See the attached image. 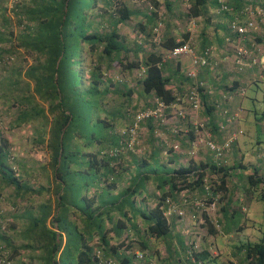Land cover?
<instances>
[{"label": "trees", "instance_id": "16d2710c", "mask_svg": "<svg viewBox=\"0 0 264 264\" xmlns=\"http://www.w3.org/2000/svg\"><path fill=\"white\" fill-rule=\"evenodd\" d=\"M143 1L152 3V6L146 8L149 10L146 13L132 10L121 0H103L101 9L96 8L97 0H23L22 3L18 0L9 8L5 0H0V63L6 65L5 57L16 55L19 51L34 58V64L23 71L19 66L14 72L17 79L7 84L9 88L14 85L17 87L21 79H24L22 81L27 83V86L33 83L30 96H24L25 98L19 100L18 106L21 111L17 120L23 125L33 119H40L39 143L45 146L50 156L48 164L39 170L47 175L50 169L52 187L32 188L23 179L22 171L21 174H16L10 165L9 143L0 129V185L12 189L14 199L25 200L29 204V209L25 211L26 213L23 212L19 219L22 218L25 223L30 222L32 227L27 231V235H24L25 231L21 232L27 242L20 247L38 250L40 252L37 257L38 264H104L105 262L136 264V261L140 264H151V260L157 257L150 251L149 241L171 237L173 233V229L170 228L171 221L174 218H177V221L182 219L170 210L171 206L175 209L188 207L191 218L207 235H217L215 225L218 219L214 222L207 214L208 211L204 209L212 203L219 202V195L226 192L227 177L231 168L221 166L207 147L204 153L207 162L196 163L192 157L187 166L180 165L169 175L157 176L155 189L158 195L154 197L150 208L146 205L140 207L135 197L136 194L147 193V183L151 176L145 158L138 161L137 174L132 177V185L130 184L117 198L102 197L107 194V190L116 186L117 180L109 178L112 172L110 175L106 172L102 175L101 169H108L110 172L116 167H109V161L119 160L125 155L129 157L139 155L136 149L120 152L116 156L110 155L112 150H120L122 146L121 137L116 132V118L127 123L130 121V116L127 113V106L120 103V107L115 108L114 111L104 110L110 114L109 119L98 118L97 113L102 109L106 95L110 92L120 93L118 88L114 87L111 90L110 82L105 83L101 74V62L98 60L103 59L108 62L117 60L121 68L126 71L142 69L144 74L140 80L139 93L156 100L155 104L148 107L155 108L157 103L169 107L176 102L172 80L164 76L161 51L168 52L183 45L188 41L189 33L182 30L183 33L179 34L171 30L165 22L166 29L159 40L160 52L148 51L142 54L141 59L131 61L128 56L131 50L124 42L119 26L132 17L141 15L146 19V26L139 27L141 32H151L159 19L158 10L161 2ZM180 1L184 0H164L163 3L171 11V7ZM210 1L215 3L219 12L230 18L226 24L228 32L226 37L236 41L238 38L231 34L229 24L233 20L242 22L243 16L240 11L248 5H258L264 11V2L262 3L264 0H254L252 4L247 0H224L228 7L225 11L220 9L218 0H188V11L181 13L178 19L203 15ZM100 28L107 29L100 31ZM259 37L263 42L262 36ZM83 46L86 47L88 55H98L99 58L92 61L87 89L79 90L77 85L78 79L81 81V73L75 72L74 66L80 64ZM133 50L136 55L142 52L138 45ZM121 54L124 55L123 59L127 60L126 62L119 59ZM198 91L210 94L211 89L204 84L198 88ZM120 94L126 99L129 97L122 91ZM220 105L223 106L217 101L212 102L211 111L215 112L218 107H222ZM22 107L24 110L21 109ZM83 109L95 112L94 123L101 127L103 135L85 136L83 132L73 129L74 125L77 126L79 123ZM223 109L230 113L225 106ZM133 112L130 111L129 114ZM207 122L206 127L216 134L219 128L210 119ZM185 127L187 132L179 142L191 144L190 149H192L195 131L190 123ZM170 133L173 138L179 136L171 130ZM214 142L223 144L221 141ZM75 144H80L79 147L82 149L83 144L89 147L103 146V144H117V146L92 148L86 153ZM107 156L111 159L105 160L104 157ZM207 173L218 176V182L208 180ZM247 181L252 191L264 186V178L258 175L257 170L247 177ZM105 182L108 183L106 186ZM91 188L102 190L104 193L89 198L87 192ZM182 192H190L192 199L183 197L187 194L179 196ZM43 194L46 196L42 197L41 203L35 206L31 197H40ZM148 198L152 199L151 196ZM102 199H105L103 204L101 201L95 207V202ZM141 199H145L144 196ZM196 200L205 204L201 207L202 211L196 208L194 203ZM126 207L129 212L125 211ZM55 224L58 232L55 231ZM0 239L4 240L1 235ZM5 242L7 249L17 250L12 246L11 241L6 239ZM185 247L182 264H212L215 261V257L212 258L207 253V249L196 250L193 243H186ZM237 248L243 251L242 264H264V235L258 242L241 243ZM133 250L141 254V258H138ZM11 258L13 254L6 259V264ZM157 259L156 264H162V260ZM168 260V264L175 263L174 257H169ZM0 262L5 263L1 259ZM228 262L232 264L230 260Z\"/></svg>", "mask_w": 264, "mask_h": 264}, {"label": "crops", "instance_id": "0c3cea01", "mask_svg": "<svg viewBox=\"0 0 264 264\" xmlns=\"http://www.w3.org/2000/svg\"><path fill=\"white\" fill-rule=\"evenodd\" d=\"M263 2L264 1H262V3ZM188 19L198 21L199 25L195 31L188 25L186 32L189 33V35L186 43L191 45L193 54H195L194 56H201L205 50L209 49L212 53L211 62L215 65L205 69H198L192 65V56L187 55L180 59L172 60L167 56V52L161 51L163 53L162 67L164 69V76L171 78L173 92L176 94V102L174 105L178 110L183 109V111L188 114V92L197 82H203L205 85L209 86L211 91H209L210 94L199 92L201 104L197 112V117L199 118V122L205 125L207 136L213 141H221L223 143L231 136L234 135L235 137L230 150L231 171L227 177L226 186V195L229 198L226 204H223L220 208L219 216L217 217L218 220L216 219L218 221L215 225L217 228V235H209L212 237L213 242L211 247L206 248V246L203 245L201 248L202 250H200L203 251L207 249V253L211 255L212 258L215 257L216 259V257L220 256V252L218 249L212 250V246L216 247L217 238L220 237L222 240H227L233 237L236 231L244 232L251 230L250 227L253 225L252 219L247 217L246 214L253 210L254 206H257V204H264V190L258 189L257 191H252L247 181V177L253 174L255 170H257L258 175L264 174V161L257 160V154L263 152L262 144H264V99L261 110L257 111L255 107L258 101L257 98L260 87H263L262 90L264 93V79L260 78L257 68L239 71L233 64L232 58L234 52L232 48L237 45L238 40H232L231 47H226L225 38L228 36L226 24L230 18L219 12L218 7H216L213 1L208 2L206 11H204L203 15L196 18L190 17ZM246 43L249 48L254 44L260 51H264V46L258 34L249 37L245 45ZM136 45L140 46V48L143 46L139 41H137ZM142 49L144 50V48ZM150 50L151 52H157L156 49ZM255 54L259 53L256 52ZM192 72L196 73L195 78L189 77V74ZM249 88H254L251 95L247 93ZM241 90H244L243 95L240 94ZM139 94L140 96L146 97L147 100L150 99V97L144 94ZM216 101L219 104H223L230 113L225 114L222 105H220L222 107H218L215 112L211 111L212 102ZM148 103L149 102L146 104L147 108L150 105ZM231 115L235 116L234 120L230 119ZM208 119L213 121L216 127L219 128L216 134H213L212 131L206 127ZM170 120L171 119L166 123L168 126L165 125L162 128L156 124H147L148 136L147 144H144L145 152L143 156L129 157L125 155L119 160L109 161V167H116L110 170V172L108 169H101L100 173L102 175L104 172H106L107 175H110L112 172L113 174L109 178L117 180L116 186L111 190H107V194H104L102 197L109 198L110 196L117 198L128 186H130V184L132 185V177L137 174L138 161H142V158H145L146 164L149 167V175L151 176L147 183V193L143 195L136 194L135 197L140 207H143V205H146L147 208L152 207L153 199L158 195V191L155 189L157 176L169 175L171 171L178 166H187L189 164L186 153L187 150L191 151L190 148L192 145L183 143L179 144L180 147H178L177 144H173L174 138L170 130L171 127L175 126L179 129V132L186 133L187 129L185 126H188L190 122L188 121V123L187 120ZM229 120L232 121L233 125H229L231 124L228 122ZM94 146L95 148H109L117 146V144ZM173 146H177V148L175 149ZM83 148L88 149V151L92 150L91 147L85 146L84 144ZM198 149L199 159H196L198 162H195L201 163L202 160L205 162L207 159V156L204 155L205 148L198 147ZM48 158L47 161H50V156ZM104 159L109 160L111 158L107 156L104 157ZM103 179H105L104 176ZM107 184L108 183L105 182V186ZM240 191L243 192V197H241ZM259 192L261 194L260 196ZM99 193L103 194L104 192L102 193V190L97 191L96 188H91L87 192V196L89 198L96 197L99 196ZM184 194L191 195L190 192H182L179 196ZM143 196L145 199L142 200L141 197ZM150 196L152 199L149 200L148 197ZM242 200L243 203L240 202ZM103 201H105V199L96 201L94 206L97 207L100 202L103 204ZM125 211L129 212L130 210L126 207ZM177 211H179V209H177ZM180 211L188 215L191 213L190 209L185 206H182ZM258 212L259 209L256 210V213ZM238 214L241 216V220L235 222L236 215ZM187 220L188 222L192 220L191 223L194 222L191 216H186L185 221ZM171 222L172 225H170V228L173 229L171 237L158 240L151 239L148 244L151 247L150 251L155 254V257L159 258V261L162 260V264H168L169 257L175 258L174 264H182L184 261L183 257L185 256V246L189 240L188 237L185 236L183 229L187 228L186 225L188 223L186 222V224H183L185 228L180 229L179 226L182 225L179 224L180 222L177 221V218H174ZM233 239H235V237H233ZM246 242L254 243V241L248 239ZM230 256L232 259L230 262L232 264H242V256H244L243 251L235 247V253L230 254Z\"/></svg>", "mask_w": 264, "mask_h": 264}, {"label": "rangeland", "instance_id": "374dc122", "mask_svg": "<svg viewBox=\"0 0 264 264\" xmlns=\"http://www.w3.org/2000/svg\"><path fill=\"white\" fill-rule=\"evenodd\" d=\"M21 3L23 0H20ZM97 9L103 8V0H97ZM124 2L129 8L132 10H139L140 13H146L149 6H152V3H148L147 1L143 0H121ZM161 2V5L159 6V13H158V22L156 27L152 28V31L150 32H141L140 26L145 25L146 26V19L139 15L136 17H132L129 21L125 22L124 24H121L119 26V32L121 33L122 37L124 38V42L128 46V48L131 50L129 53V58L131 61H135L136 59H141L142 54L151 51L150 49H156L159 51V40L164 34V31L166 29L165 22L168 23V26L171 30H175L177 33L182 34V30L186 31V27L188 25L193 28V31L197 30V27L199 25L198 21L196 20H190L185 19V17H181V19H178L179 15L183 12H187L189 9V2L187 3L186 0L183 2H177L175 5L171 7V11H169L165 5L164 0H159ZM6 6L9 8L13 5L14 0H5ZM147 6V7H146ZM147 8V9H146ZM156 8H153V10ZM15 27V24H14ZM107 28H100V31H105ZM149 29V28H148ZM147 29V30H148ZM148 34V35H146ZM139 39V40H137ZM140 42L143 46H141L142 49L141 53H138L137 55L134 53L133 48L136 47L137 41ZM154 51V50H153ZM18 54V55H17ZM16 55L5 57L7 58L6 65L0 63V129L3 132L4 138L8 141L9 146V163L14 168V171L16 174H23V179L34 189H38V187H44L48 188V186L52 187V175L51 171L49 169L48 174L46 175L43 173V171L39 170V168L47 165L48 163V153L46 152L45 146L43 144L39 143V132H41V121L40 119H33L32 121H28L24 123L23 125H20L18 123L17 117L20 113L19 106L20 105V98H25L24 96L28 97L30 96L32 89H33V83L31 82L28 86L27 83L25 84L23 81L24 79H21V82H19V86L16 87V85L12 86V88L8 87V82H13V80L17 79V76L15 75V71L19 69V66H21V70L23 71L28 66L34 64L33 63V57L30 55H27L26 53H23L22 51L17 52ZM124 55L121 54L119 59H123ZM15 58V59H14ZM98 55H88L86 53V47L83 46V52L81 53L80 57V64L77 66H74V71H79L81 74V81L78 79V87L77 89L86 90L88 87V75L89 70L91 68L92 61L98 60ZM11 59V61H9ZM14 60V61H13ZM123 62H126L125 59H123ZM13 61V63H12ZM101 62V74L103 76V80H105V83H111V90L115 87L118 88L120 93H125L129 95L127 99L125 96H121L120 93H113L110 92L106 97L104 98L102 109L97 113L98 118L100 120H107L110 118V114L105 112L107 111H114L115 108L120 107V103L124 104V106H127L126 109L134 112L138 111H145L147 109H150L151 105L155 104V98H150L147 100L146 97L140 96L139 92L141 91L140 87V80L143 78V70L142 69H133L132 71H126L123 70L117 62V60L113 62L104 61L103 59L98 60ZM10 62V63H9ZM24 78V76H23ZM26 79V78H25ZM23 80V81H22ZM81 82V85H80ZM6 89V90H5ZM263 87H260V91L258 93V98L256 102V109L257 111L261 110L263 107V99H264V93H263ZM254 91V88H249L247 93L251 95ZM130 93V94H129ZM147 102L150 104V107L145 108ZM16 104V105H15ZM22 104V103H21ZM27 104V103H26ZM24 104V105H26ZM21 109L24 110V107ZM95 112H91L89 109H83L82 116L80 117L79 123L74 125L73 129H77L81 131V133L85 136H88L90 134H93L97 137H99L102 133V129L98 124H95ZM175 119H171L170 121H174ZM195 120L199 121V118L196 117ZM116 132L118 133L119 137L121 136L122 132L128 128L130 121L127 123H123L122 120L116 118ZM161 123V122H160ZM147 124L148 122H144L139 126L138 129V140L139 145L135 148L138 152L137 154L140 156L144 155L145 152V145L147 144ZM171 124V123H170ZM168 126L166 122L163 124H157V126ZM174 126L173 124H171ZM81 129V130H80ZM172 132L176 134V136L179 134L178 138H174V143L177 144L178 147H180V140L183 138V133L179 132V129L177 127H171ZM206 135V134H205ZM204 135V136H205ZM120 139V138H119ZM264 139V135H263ZM76 147H78L81 151H85L86 153L89 152L88 149L79 147L80 144H75ZM174 147V146H173ZM194 147V148H193ZM191 149V151L187 150L186 153L188 160L190 158H194L195 161L199 159V149L198 147L205 148L206 146L204 144V141H202L201 144L194 145ZM91 148H95V146H92ZM175 150V149H174ZM178 151V150H176ZM262 151L257 154V160H262L260 157V153H264V144H262ZM193 152V153H192ZM196 156V157H195ZM197 159V160H196ZM231 155H226V157L219 161V164L221 166H225L226 168L231 167ZM203 161V160H202ZM198 162V161H197ZM263 164V163H262ZM27 172V173H26ZM26 173V175H25ZM207 179L211 180L213 182H218L219 178L218 176H214L213 174L207 173ZM264 178V174H262ZM264 189V186L258 187V189ZM51 190V189H50ZM241 197H243V192L240 191ZM14 192L10 188L2 187L0 185V235L3 237L4 240L0 239V259L4 260V264H6V259L10 257V255L13 254V258L9 259L8 264H38L37 257L39 256L40 252L38 250H30V249H24L20 246L25 244L27 242V239L21 234L22 231H25L24 235H27V231L32 227L30 222H23L22 218L19 219L21 214L28 210L29 204H27V201L25 200H17L13 197ZM259 192V196H260ZM46 194H43L40 197L32 196L31 199L34 202V205H38L42 201V197H45ZM185 198H188L189 200L192 199V195H185L183 196ZM223 198V199H222ZM229 197L226 195V192L221 193L219 195V202H215L214 207H211L208 209L207 214L212 217L213 220H216L219 216L220 208L223 206V204H226V201ZM30 199V198H29ZM200 200H196V204H198ZM232 202V201H231ZM230 202V204H231ZM243 203V200L240 201ZM203 203V202H202ZM204 204V203H203ZM205 205V204H204ZM259 209V212L256 213V210ZM180 211V209H179ZM182 212V211H181ZM26 213V212H25ZM176 215H178V212H175ZM197 214V213H196ZM179 218L182 217V221L179 220V224L182 226H179L180 229L185 228L186 222L188 223L186 225L187 228L183 229L184 234L186 237H188V244L193 243L194 248L196 250H201L202 246H206V248H210L212 242V237L206 234V232L201 229L198 226V223L196 222H188L186 220L187 215L185 213H182L181 215H178ZM247 217L252 219V226L250 227L251 230L244 231V232H237L234 233L235 239L233 237L228 238L227 240H222L220 237L216 240V247L212 246V250L218 249L220 252V256L215 259V261L212 262V264H229L228 260H232L230 254L235 253V247L240 245L241 243H246L247 239L258 242L263 238L264 235V204H257V206H254V209L251 210L249 213L246 214ZM73 219V218H72ZM22 220V221H21ZM241 220V216L238 214L236 215L235 222H239ZM194 221V220H193ZM29 233V232H28ZM183 234V236H184ZM8 239L11 241V244L13 247L17 248V250L13 251L10 248H6V242L5 240ZM186 239V238H185ZM240 242V243H239ZM210 244V245H209ZM5 250V251H4ZM136 250H133V253H136ZM158 252V251H157ZM157 259V258H155ZM155 259L151 260V264H156ZM158 260V259H157ZM104 264H108V262H105ZM136 264H140L136 261Z\"/></svg>", "mask_w": 264, "mask_h": 264}, {"label": "built area", "instance_id": "2783aa9c", "mask_svg": "<svg viewBox=\"0 0 264 264\" xmlns=\"http://www.w3.org/2000/svg\"><path fill=\"white\" fill-rule=\"evenodd\" d=\"M18 0H14L17 2ZM188 1V0H186ZM252 4L254 0H247ZM220 4L221 10H227L228 7L224 0H218ZM240 14L243 16L242 22L238 20H233L229 24V29L232 35H235L239 42L233 49V64L238 68L239 71H243L245 69H253L257 68L259 70L260 78L264 79V51H260L254 44L251 45V48L245 45V40H248V37L258 34L261 35L263 38V46H264V11L258 5H248L243 11H240ZM250 35V36H248ZM225 45L226 47H231L232 40L229 37L225 38ZM259 54H255V53ZM192 56V65L195 68H208L210 66H214L211 62V51L205 50L201 56H194L193 50L189 43H184L181 46H178L170 51L167 52V56L172 60L180 59L184 56ZM190 78H195L196 73L192 72L189 74ZM204 86L203 82H197L188 92L187 96V105L189 107V113L183 111V109L178 110L175 105H170L169 107L164 106L162 103H157L155 108H150L145 111H138L129 114L130 110H127L128 115L130 116V124L128 128L124 132H122L120 142L122 144L120 150L115 149L110 152L111 156H116L120 152H124L127 150L134 151L136 146L139 143L138 140V129L139 126L144 122H150L152 124H161L167 123L169 119L175 120H189L191 126L195 131V141L194 145L201 144L204 141L205 146L210 149L213 153V158L216 160H223L227 154H229L232 143L235 140L234 135L224 141L223 144H216L213 140L207 136V132L205 130V125L195 118L197 117V112L200 109V99H199V91L198 88ZM244 90L240 91V94L243 95ZM156 101V100H155ZM226 114L227 112L224 111ZM235 116L231 115L230 119L234 120ZM229 120L228 122L231 123L229 125H233L232 121ZM161 122V123H160ZM172 131V129H171ZM176 133V132H175ZM206 134V135H205ZM205 135V136H204ZM120 144V145H121ZM176 149L177 146H174ZM190 153V152H187ZM193 153V152H192ZM260 157L264 159V153H260ZM203 203L199 202L198 204L195 203L197 209L202 211ZM215 203H212L207 206L206 209L208 210L211 207H214ZM172 212H178V215L182 216V212L177 211L174 206L170 207ZM203 210V211H204ZM138 258H141V254L138 252L135 253ZM99 252H97V257H99ZM1 264V262H0Z\"/></svg>", "mask_w": 264, "mask_h": 264}, {"label": "water", "instance_id": "95a60500", "mask_svg": "<svg viewBox=\"0 0 264 264\" xmlns=\"http://www.w3.org/2000/svg\"><path fill=\"white\" fill-rule=\"evenodd\" d=\"M59 61H60V58H59V60L57 61V64L59 63ZM62 137H63V134L61 135V141H62ZM55 231H57L58 232V228H57V225L55 224ZM58 237V236H57Z\"/></svg>", "mask_w": 264, "mask_h": 264}]
</instances>
